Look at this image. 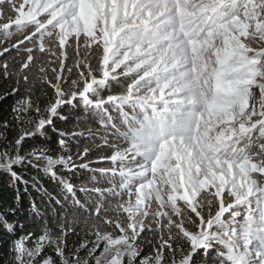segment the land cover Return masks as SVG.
<instances>
[{
  "label": "rangeland",
  "instance_id": "1",
  "mask_svg": "<svg viewBox=\"0 0 264 264\" xmlns=\"http://www.w3.org/2000/svg\"><path fill=\"white\" fill-rule=\"evenodd\" d=\"M21 18L40 28L56 21L62 43L80 33L107 42L103 77L133 80L120 97L133 108L118 153V173L132 183L116 206L126 227L112 220L123 235L93 228L80 245H67L66 228L57 226L44 231L43 245L18 248L21 264H38L42 246L44 255L62 252L45 264H119L129 223L138 231L146 217L155 221L137 201L155 212L156 197L166 203L181 177L195 207L202 191L222 196L205 236L217 237L224 260L264 264V0H20ZM165 123L171 131L160 136Z\"/></svg>",
  "mask_w": 264,
  "mask_h": 264
},
{
  "label": "trees",
  "instance_id": "2",
  "mask_svg": "<svg viewBox=\"0 0 264 264\" xmlns=\"http://www.w3.org/2000/svg\"><path fill=\"white\" fill-rule=\"evenodd\" d=\"M13 5L18 10L20 0L0 4V9L3 11V15L0 16V50L27 41L26 45H22L17 52H13L16 60L20 61L24 59L20 53L25 47L36 48L34 55L37 59L34 61V68L43 66L47 75H41L35 82L30 81L27 85L21 79L19 84L22 91H31L33 104L39 103L41 114H45L48 104L56 99L55 89L47 80L50 79L53 84L56 83V72L51 69L60 70L59 61L65 52L69 66L76 61L83 64L85 60L91 65L92 74L98 81L92 89V100L98 106L84 109L77 104L75 107L69 106L62 110L63 116L67 119H57L56 128L69 134L82 133L70 139L66 148H61L57 144L56 132L50 127L47 129L46 137L36 136L34 140L26 142L17 152V137L24 132L30 133L34 123H29L27 120L23 123L14 120L7 131L0 128V169H4L0 171V213L6 215L8 224L15 226L17 235H23L25 232H35L39 235L41 231L63 226L66 228L67 245H80L83 241L82 236L93 228L112 235L119 234L121 231L112 226V220L119 218L122 227H126V223L121 219L123 214H118L116 206L124 203L129 197L132 183L127 179L122 180L118 173L120 167L118 153L125 151L127 137L131 134L127 131L125 120L129 118V114L133 113L129 101H123L120 97L130 93L133 80L123 73L103 77L104 70L110 68L103 64L105 49L100 41L87 40L83 33L71 34L62 43L59 25L56 21L48 22L41 28L33 20L17 26V10L13 11ZM9 23L12 24L11 28H7ZM41 41L44 47L43 52L38 50V42ZM77 49H79V56L76 54ZM49 53L52 55L50 56ZM64 75L68 76L66 70ZM62 83L65 84V90H68L69 81ZM14 87H17L15 77L7 82L0 79V98H3L0 100V116L7 115L10 119L11 106L20 99L19 96L11 98L6 96V92L10 93ZM139 122L142 123L141 120ZM36 148L48 149L49 154L71 157L66 166L75 165V170L59 167L56 169L57 176L63 177L64 180L62 183L53 180L43 171L46 166L45 160L34 158L33 149ZM5 149L7 154L3 155ZM85 150H87V155L82 158L81 154ZM257 151L255 148H250L249 152L253 156ZM17 158L23 163L13 170L22 180H14L6 167L10 160L14 161ZM80 165H87V167H80ZM69 185L71 188L65 190ZM45 191L54 200L59 199L63 207L56 205L54 200L49 202L48 195L44 194ZM33 200L39 206L40 217H35L31 211ZM230 201L224 202L228 204ZM196 202L198 205L196 208L206 219L217 214L219 200L213 192L202 191L197 196ZM233 213L229 211L225 219L231 220ZM184 216L189 228L199 223L194 216H189L188 211L184 213ZM43 222H47L46 227L42 224ZM144 223L145 227L152 224L153 230L145 231L135 241V246L147 255L155 252V245L162 243L161 237L167 233H161L159 229H155V221L150 217H146ZM2 235L3 228L0 227V236ZM175 236L173 232V237ZM181 246L186 248L181 240H177L176 264L180 261L179 248ZM213 246L218 250L223 247L216 242ZM215 255V250H213L206 260L202 259V264H234L224 259H213ZM168 256L170 257L171 253H168ZM0 257H3L0 259V264L10 263V253L2 240H0ZM53 260V264H57L56 258ZM168 264H172V261L169 260Z\"/></svg>",
  "mask_w": 264,
  "mask_h": 264
},
{
  "label": "snow or ice",
  "instance_id": "3",
  "mask_svg": "<svg viewBox=\"0 0 264 264\" xmlns=\"http://www.w3.org/2000/svg\"><path fill=\"white\" fill-rule=\"evenodd\" d=\"M9 2V0H0V4ZM27 4L24 5V10H27ZM16 7L13 5V11H16ZM3 15L2 9H0V16ZM30 22V18H21L17 19L16 25L19 26L23 23ZM12 24L9 23L7 28H11ZM7 28L5 30H7ZM27 41H22L20 44L13 45L12 47H4L0 50V79L11 81L13 77L17 80V87L11 89V92H6V96L9 98L13 96H19L20 99L16 101L14 105L11 106V119L5 115L0 116V128H3L7 131L13 121L23 123L25 120L29 123H34L33 130L29 132H24L21 136L17 137V152L19 149L24 146V144L30 140H34L36 136L46 137L47 129L52 128L56 132L57 144L61 148H66L68 141L75 136L82 135V133H66L60 131L56 128L57 119H67L63 116L62 110L66 107L72 106L75 107L77 104H80L84 109H89L92 107H97V103L92 100V89L94 84L97 83V79L92 74L91 65L85 60L83 64L79 61L74 62L71 66L68 65V56L65 52L63 58L59 61V71L55 68L51 69L56 72V83L48 79L47 82L52 85L55 89L56 99L51 100L48 106L45 109V114H41V108L39 103L33 104L32 94L29 90L21 89L19 81L22 79L27 85L30 81L35 82L40 78L41 75L46 76V69L41 66L39 68H34V61L37 57L34 55L36 48L35 47H25L24 51L20 53V56L24 59L17 61L13 52H17L22 45H26ZM39 43V51L43 52L44 47L41 42ZM104 49L106 50L109 45L107 42H104ZM78 56L80 55L79 49H77ZM51 56L52 53H49ZM11 60V62H10ZM51 63V61H49ZM67 71L68 76L64 75V71ZM74 74V75H73ZM74 77V78H73ZM63 81H69V89L65 90V84ZM3 100V98H0ZM21 118H24L23 120ZM103 126V122H101ZM7 154L5 149L3 155ZM34 158L36 160H45L46 166L43 168V171L50 175L53 180L63 182V177H58L56 169L59 167H64L67 170H75V165L66 166L68 160L71 157H64L56 154H49L48 149L36 148L33 149ZM87 155V150L81 154V157ZM23 161L19 158L12 161L10 160L7 164V170L14 180H22V178L13 170L16 166L22 164ZM80 167H87V165H80ZM4 169H0L2 171ZM181 187L179 190L172 186V191L167 197V202L161 200L160 197H156V207L155 212L148 211L149 205L144 204L143 200H138L137 204L144 205V215H152L155 219V229H159L161 233H167L161 237L162 243L155 245V252L144 254L142 249H138L135 246V241L139 239L145 231L153 230V225L148 224L145 227L143 224L140 225L138 231L134 223H129L128 231L133 235L131 238L124 237L123 243V254L116 257V260L119 261V264H168V261L171 260L172 264H176L175 254L177 251V240H181L184 246L179 248L181 252L179 264H202V259L206 260L208 255L215 250L216 255L213 259H224V249L221 247L219 250L213 246V240H219L217 237L211 235L205 236V229L210 233L212 230L211 217L205 218L195 207V202L192 200L191 194L187 191L186 186L183 183V177H181ZM35 187V185L33 186ZM210 187V185H209ZM71 186L65 190H69ZM45 195L48 193L45 191ZM20 198L19 195L17 197ZM49 202H52L54 199L51 195H48ZM55 204L63 207L59 199L54 200ZM221 207L223 206L222 196L219 200ZM187 210L189 216H194L196 220L199 221L198 224L194 227L189 228L188 224L185 222L184 211ZM31 211L35 217H40L41 212L39 206L35 203V200L31 203ZM219 211V209H218ZM7 217L3 213H0V227L3 228V235L0 236V240L3 241V245L7 247V251L10 254L17 255V264H21L23 260V255L18 253V248H22L27 245L29 241L40 242L43 245L44 232L41 231L39 235L35 232H25L23 235H17L15 226L13 224L7 223ZM45 227L47 222L42 223ZM23 227V226H21ZM121 234L123 235L124 229L120 228ZM173 232L176 236L173 237ZM119 242V241H118ZM86 247V245H84ZM45 247L42 246L37 253L36 259L38 264H45L47 260L51 257H59L62 252L57 250L48 255H44ZM168 253H171V256H168ZM3 259V257H0Z\"/></svg>",
  "mask_w": 264,
  "mask_h": 264
},
{
  "label": "bare ground",
  "instance_id": "4",
  "mask_svg": "<svg viewBox=\"0 0 264 264\" xmlns=\"http://www.w3.org/2000/svg\"><path fill=\"white\" fill-rule=\"evenodd\" d=\"M220 102V101H219Z\"/></svg>",
  "mask_w": 264,
  "mask_h": 264
}]
</instances>
